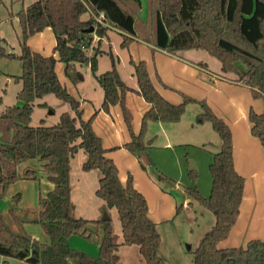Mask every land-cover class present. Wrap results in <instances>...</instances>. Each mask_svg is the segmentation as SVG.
Segmentation results:
<instances>
[{"label":"trees","instance_id":"obj_1","mask_svg":"<svg viewBox=\"0 0 264 264\" xmlns=\"http://www.w3.org/2000/svg\"><path fill=\"white\" fill-rule=\"evenodd\" d=\"M143 13L142 0H36L18 12L21 52L14 57L22 62L23 68L16 77L22 84L17 93L21 105L8 106L0 113V199L11 184L20 180L18 166L30 160L40 162L54 188L39 198L40 210L35 220L47 240L36 239L26 231L16 233L0 210V256L24 260L27 264H120L119 243L111 217L91 220L75 215L71 160L83 150L87 158L82 168L100 171L96 195L106 208H116L123 244L138 245L146 264H164L161 235L157 223L149 216L147 198L135 187L131 174L125 182L121 180L119 169L107 156L93 122L100 111L110 112L112 106L120 104L131 132V140L121 147L141 159L143 153L149 156L152 144L151 140H145L148 123L178 122L187 104L198 101L188 96L179 104L168 101L152 82L144 60L130 59L138 85L129 86L119 73L118 57L110 47L108 50L101 47L110 29L122 35L123 48L141 40L174 55L185 50H205L221 62L222 76H233L264 99V0H146L144 18ZM84 15L88 18L84 19ZM92 26L94 32H86ZM46 28L53 30L54 53L59 54V59L34 51L28 45L31 36ZM2 42L4 39L0 38V56H10ZM90 48L92 54L87 52ZM103 54L110 57L111 68L98 73V58ZM58 61L66 64L65 73L74 81L81 75L75 72L74 76L75 65H89L102 87V104L89 119L83 118L82 102L60 81L56 71ZM128 92L142 96L150 105L138 134L132 130V116L125 104ZM51 94L67 102L71 111L63 112L57 124L48 126L42 120L41 125L32 126L35 101ZM199 104L203 111L198 119L212 123L220 136L221 149L213 154L209 164L212 186L208 197L197 186V171L188 173L192 184L185 187L187 194L215 216V224L194 251L193 264H264V239H252L246 246H219L239 217L245 180L235 169L229 125L210 106ZM249 119L252 134L264 147V110L258 113L251 109ZM36 173L27 169L23 176L34 178ZM182 207L177 206V214ZM15 220L19 222L17 217ZM90 224L102 229L98 256L78 250L68 241L74 234L92 238ZM4 263L10 264L8 260Z\"/></svg>","mask_w":264,"mask_h":264},{"label":"crops","instance_id":"obj_2","mask_svg":"<svg viewBox=\"0 0 264 264\" xmlns=\"http://www.w3.org/2000/svg\"><path fill=\"white\" fill-rule=\"evenodd\" d=\"M113 30L119 33L118 30ZM97 40L98 37H95L94 43ZM35 41H41V43L34 46ZM28 43L35 51L38 50L44 55H50L54 50L56 39L53 30L46 28L43 32L30 38ZM127 49L136 61H146L152 82L168 101L179 104L183 102L184 96H188L196 99L198 103H188L185 114L178 122L150 121L148 123L145 140H151L152 142L148 151V159L150 158L148 163L142 161L126 148L121 147L131 140V132L125 121L122 106L120 104L114 105L111 107L110 112L100 111L93 122V128L101 137L107 150V156L116 163L121 180L125 182L128 175L131 174L135 187L147 198V193L151 189L150 187L153 186L151 179L153 175H151V172L147 173L146 171L153 165L162 172L167 171L169 174L164 173L177 179L176 186L178 190L176 191L182 195L184 202L191 204L192 199L187 194L185 187L190 184L189 171L197 169V185L201 194L205 196L209 188L206 189L208 182L204 174L202 179L204 190H201V169H205L203 160H201L202 156L192 153L191 150L185 154L186 146L204 147V144L214 141V133L209 125L207 127L206 123L198 119L199 114L203 111L199 102L205 103L229 125L233 135L235 169L245 180L239 217L230 235L219 246L223 248L246 246L252 239H264V147L260 140L252 134V124L249 119L251 108L258 113L264 110V99L256 97L249 85L235 81L233 76H222L221 69L220 71H213L206 61L194 60L185 55L186 52L191 50H185L178 55H174L141 40L132 42ZM88 50V54H92V48ZM54 56L59 59L58 53H55ZM122 65V63L121 66L118 64L122 79L129 86L137 88L138 84L136 77H134V69L132 73L130 68L126 67V71L122 72ZM65 68L66 64L64 62H57L58 77L67 86L62 80L63 76H67ZM97 72L102 73L99 72V58ZM8 78V81H10L9 76ZM69 91L71 93L70 89ZM79 93L76 98L82 102L84 119H89L102 104L103 90L97 84L92 89L82 88ZM125 104L132 116V130L135 134H138L141 129L143 115L150 105L142 96L134 92L126 94ZM208 130L209 133H207ZM214 151L216 150L214 149ZM170 152L176 155V165L180 169L179 174L172 172V170H166L165 162L170 159L171 154L168 155ZM212 159L213 156L209 161H212ZM185 178L186 182L184 184ZM211 186L212 178L209 187ZM165 197L168 200L166 202L169 209L168 213H164V205L161 208L155 205L153 208L148 202L149 216L156 223L161 218H170L174 206L177 213L178 204L176 201L167 195ZM159 212H162L161 216ZM32 236L39 238L37 235Z\"/></svg>","mask_w":264,"mask_h":264},{"label":"rangeland","instance_id":"obj_3","mask_svg":"<svg viewBox=\"0 0 264 264\" xmlns=\"http://www.w3.org/2000/svg\"><path fill=\"white\" fill-rule=\"evenodd\" d=\"M34 1L36 0H0V38L4 39L2 44L6 47L7 53L10 55L0 56V97H2L0 113L8 106L15 104L21 105V102L17 99V93L21 89L22 84L16 81V77L22 74L23 68L22 62L14 57V55H19L21 52V27L18 19V12ZM142 2L144 9L142 17L144 18L146 0H142ZM87 17L88 15H84L83 18ZM122 39L121 34L110 29L108 36L102 41L101 47L104 50H108L110 47L112 53L116 57L119 56L118 64L120 66L121 63L123 64L122 72L126 71L127 67L128 69L130 68V71L133 73L134 68L130 63V59L134 56L129 52V49L121 46ZM40 43L41 41H35L34 46H37ZM30 48L34 50L31 46ZM51 54H55L54 50ZM185 55L190 56V58L194 60L206 61L209 64L210 69L213 71H220L221 69V62L205 50H191L190 52H186ZM237 65L239 67H244L242 63H237ZM110 68V57L107 54L100 55L99 72H104ZM75 72H80L81 79L79 78L74 81L68 76H65L66 78L64 76L62 77L63 82L67 85L66 88L68 87V91L70 89L72 95L75 97L80 94V89H92L94 85L99 84L90 66L86 64H76L74 67V76L77 75ZM8 76L11 79L10 81H8ZM42 103H47L48 106H41L40 104ZM65 111H71L70 105L52 94L37 99L34 103L31 125L39 126L41 125L42 120H44L45 125L48 126L57 124L60 120V115ZM204 123H206L207 127L209 125L210 129L213 131L215 144L213 141L212 143L208 142L207 144H204V147L186 146L185 154L191 150L192 153L200 154L202 156V159L201 157L200 159L203 160L205 169H201V190H204L202 179L205 174L208 182L206 189L209 188V191L205 196H209L211 193V187H209L211 183V175L208 169L209 162L211 161L209 160L212 158L213 153L219 150L221 141L219 142V134L213 128L212 123L208 120L204 121ZM207 133H209V130ZM214 149L216 151H214ZM170 154V159L165 162L166 170H172V172L179 174L180 169L176 165V155L173 152H170L168 155ZM86 158L87 155L85 152L80 150L71 160L72 200L75 205V215L91 220L99 218L103 219L106 215L111 217L114 233L116 234L119 243L118 254L120 255V264H146L139 252L138 245L123 244L122 225L118 212L116 208H106L105 202L96 195V189L98 187L101 173L99 170L84 171L82 164ZM141 160H144L145 163L149 162L145 153L141 155ZM40 167V162L36 159L24 162L18 166V173L21 178L11 184L7 193L2 199H0V210L4 215L6 223L9 224L16 233L26 231L30 235L39 236L38 239L40 240H47L40 224L36 223L35 220L38 218L40 210L39 198L45 196L51 191L54 188V184L47 178L46 173ZM27 169L36 170V177H24L23 175ZM147 170L148 171L145 170L147 173L151 172V175H153L151 176L153 186L150 187L151 189H149L147 193V200H149L148 202L153 208L155 205L159 208L164 205V213H168L169 209L166 203L168 202L165 197L166 195L176 201L178 205H182L183 203V207L178 214L176 213V208L174 206L170 218H161L160 221H157L158 231L161 235L160 254L164 258V264H193L194 251L200 240L215 224V216L210 210L194 200H192L193 203L191 204L184 202L182 195L176 191L178 190L176 186L177 179L167 175L169 174L167 171L164 170V172L167 173L166 174L153 165ZM159 175H163L164 178H160ZM165 176H167V178H165ZM185 180L186 178L184 179V184L186 182ZM191 184L192 182L190 180L189 186ZM159 214L161 216L162 212H159ZM15 217H17L19 222L15 220ZM88 228L89 233L94 234L92 238H87L81 234H74L69 238V244L90 255L98 256L100 253L99 241L100 236L102 235V229L98 228L95 224H90ZM6 260H8L10 264H27L24 260L0 256V264H5L4 262Z\"/></svg>","mask_w":264,"mask_h":264},{"label":"water","instance_id":"obj_4","mask_svg":"<svg viewBox=\"0 0 264 264\" xmlns=\"http://www.w3.org/2000/svg\"><path fill=\"white\" fill-rule=\"evenodd\" d=\"M94 30H95V27L94 26H92V27H90L89 29H86V32H89V33H91V32H94ZM109 218V216H105V218H103V219H108Z\"/></svg>","mask_w":264,"mask_h":264},{"label":"built area","instance_id":"obj_5","mask_svg":"<svg viewBox=\"0 0 264 264\" xmlns=\"http://www.w3.org/2000/svg\"><path fill=\"white\" fill-rule=\"evenodd\" d=\"M36 239H38V238H36Z\"/></svg>","mask_w":264,"mask_h":264}]
</instances>
